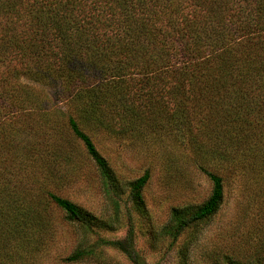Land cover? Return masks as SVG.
I'll use <instances>...</instances> for the list:
<instances>
[{
	"label": "rangeland",
	"instance_id": "obj_1",
	"mask_svg": "<svg viewBox=\"0 0 264 264\" xmlns=\"http://www.w3.org/2000/svg\"><path fill=\"white\" fill-rule=\"evenodd\" d=\"M253 41L230 55L239 60L226 64L219 83L215 74L181 91L171 78L157 82L140 100L143 126L131 116L124 123L115 117L110 129L80 123L120 181L109 193L67 123L69 116L77 120L72 98L79 89L60 100L58 85H35L48 97L47 120L19 113L3 125L0 184L41 212L18 244L11 236L5 242L0 225V264H132L102 240L130 243L147 264H264V43ZM205 171L222 179L223 202L174 241L166 234L173 210L197 208L211 195ZM146 172L144 217L130 200V184ZM46 192L99 223L86 230L68 222ZM81 249L94 256L65 261Z\"/></svg>",
	"mask_w": 264,
	"mask_h": 264
},
{
	"label": "trees",
	"instance_id": "obj_2",
	"mask_svg": "<svg viewBox=\"0 0 264 264\" xmlns=\"http://www.w3.org/2000/svg\"><path fill=\"white\" fill-rule=\"evenodd\" d=\"M253 40L264 43V0H0V135L19 113L47 120L48 97L37 85H58L60 100L78 88L72 98L78 117L69 116L67 123L109 193L120 181L80 123L110 129L115 117L124 123L131 116L135 126H143L148 121L140 100L157 82L171 78L181 91L202 78L208 84L207 77L215 74L219 83L226 64L239 60L230 55ZM205 172L211 195L197 208L173 210L166 234L174 241L189 226L213 217L223 202L222 179ZM148 180L146 172L130 184V200L144 217L142 191ZM46 197L72 224L91 230L99 223L67 199L51 192ZM37 212L41 209L18 197L17 190L0 184L5 242L11 236L18 244ZM100 243L121 251L132 264H147L130 243ZM90 256L93 249H81L65 261Z\"/></svg>",
	"mask_w": 264,
	"mask_h": 264
}]
</instances>
